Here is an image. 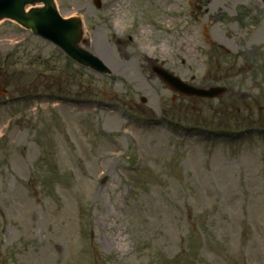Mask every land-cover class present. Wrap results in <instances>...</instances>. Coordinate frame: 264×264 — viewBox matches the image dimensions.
I'll return each mask as SVG.
<instances>
[{"label": "rangeland", "instance_id": "374dc122", "mask_svg": "<svg viewBox=\"0 0 264 264\" xmlns=\"http://www.w3.org/2000/svg\"><path fill=\"white\" fill-rule=\"evenodd\" d=\"M55 1L107 71L0 22V264H264V0Z\"/></svg>", "mask_w": 264, "mask_h": 264}, {"label": "water", "instance_id": "95a60500", "mask_svg": "<svg viewBox=\"0 0 264 264\" xmlns=\"http://www.w3.org/2000/svg\"><path fill=\"white\" fill-rule=\"evenodd\" d=\"M39 3H42L43 6L37 7L36 5ZM29 4L34 7L27 11L26 6ZM4 18L13 19L24 27L32 29L34 33L53 41L79 62L101 71H107L106 66L100 60L82 47L83 29L81 19L77 16L69 19L62 18L57 11L55 0H0V20ZM159 73L164 78L167 75L160 69ZM172 80L169 79L174 84ZM176 82L180 81L176 80ZM184 85L185 88L182 90L188 94L215 97L225 91L222 87L205 91Z\"/></svg>", "mask_w": 264, "mask_h": 264}, {"label": "bare ground", "instance_id": "6f19581e", "mask_svg": "<svg viewBox=\"0 0 264 264\" xmlns=\"http://www.w3.org/2000/svg\"><path fill=\"white\" fill-rule=\"evenodd\" d=\"M114 1H118V0H110V5L113 4ZM232 1H233L234 4H237V3H249L251 1H256V3H258L257 2L258 0H232ZM174 2L175 1H172V4ZM119 12H120V14H122V12H121L120 9H119ZM212 12H216V10L213 9ZM114 17L115 18H111L109 20V26L113 30L115 29L114 26L117 25L118 24V21L121 19V16L118 13H116ZM114 31L117 32L116 29ZM145 33L148 34V33H150V31L148 30ZM228 34H229L228 35L229 37L234 38L233 34H231V33H228ZM84 38H85V36H84ZM186 39L187 38H185V40ZM183 40H184L183 37L179 38L178 39L179 44H181L183 42ZM185 42H188V41L186 40ZM88 43H89V46L97 54L99 53V56L101 58H103V57L108 58L109 57V55H107V53L110 52V51L108 50V48L106 46V43H105V40H104V36H103V34L101 32L96 31V33L93 36L91 35V38H89ZM183 51H184V53H190L187 48H183ZM190 51H192V50H190ZM161 52L164 53L165 52V49L162 48L161 49ZM126 53H127V51L126 50H122L121 47H119V49L117 48V55H115V57H119V58H115V59L113 58V60H117V61H114L113 63L110 62L111 64H113L111 67H113L115 73H116V71L119 72V71H122V70H126L127 71L126 73H127L128 76H129V73H130V75H131V77H132L133 80L134 79H137L138 80L139 79V76H137L136 73L132 70L133 68H132L131 62H129V63H122L123 60L128 57V55ZM192 56L195 57L194 54H192ZM108 60H109V58H108Z\"/></svg>", "mask_w": 264, "mask_h": 264}]
</instances>
